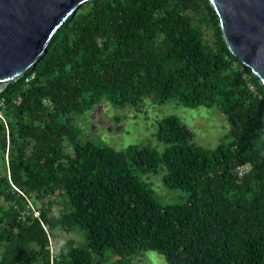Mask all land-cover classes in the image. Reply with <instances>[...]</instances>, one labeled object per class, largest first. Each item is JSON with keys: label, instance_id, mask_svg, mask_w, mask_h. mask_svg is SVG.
I'll use <instances>...</instances> for the list:
<instances>
[{"label": "trees", "instance_id": "trees-1", "mask_svg": "<svg viewBox=\"0 0 264 264\" xmlns=\"http://www.w3.org/2000/svg\"><path fill=\"white\" fill-rule=\"evenodd\" d=\"M105 97L218 106L232 140L203 147L169 115L164 152L117 150L74 124ZM0 99V264H145L149 250L168 264H264V85L210 0L87 1ZM163 166L186 202L162 204L139 174Z\"/></svg>", "mask_w": 264, "mask_h": 264}, {"label": "water", "instance_id": "water-1", "mask_svg": "<svg viewBox=\"0 0 264 264\" xmlns=\"http://www.w3.org/2000/svg\"><path fill=\"white\" fill-rule=\"evenodd\" d=\"M90 0H0V91L44 54L59 27ZM230 51L264 85V0H210Z\"/></svg>", "mask_w": 264, "mask_h": 264}, {"label": "rangeland", "instance_id": "rangeland-1", "mask_svg": "<svg viewBox=\"0 0 264 264\" xmlns=\"http://www.w3.org/2000/svg\"><path fill=\"white\" fill-rule=\"evenodd\" d=\"M176 115L188 125L195 134V142L206 148H214L232 140V122L218 106H187L172 98L165 103H157L146 97L139 106H115L108 98L83 114L75 116V125L82 130V137H89L117 150H126L130 145L148 144L161 153L167 143L158 139V121L165 116ZM166 168L157 173L139 172L141 177L150 182L154 194L162 204H178L189 199V192L184 189L169 188L164 182ZM72 236L79 242L85 238L81 233ZM145 264H168L165 255L149 250L142 256Z\"/></svg>", "mask_w": 264, "mask_h": 264}, {"label": "built area", "instance_id": "built-area-1", "mask_svg": "<svg viewBox=\"0 0 264 264\" xmlns=\"http://www.w3.org/2000/svg\"><path fill=\"white\" fill-rule=\"evenodd\" d=\"M5 99H0V117L4 120H6V117L4 115V112H3V108L5 106ZM250 169V165H242V166H239L238 167V172L240 175H243L245 174L248 170ZM35 216H40V212L38 210L35 209ZM51 249H52V252L54 253L55 252V246H54V241L51 240Z\"/></svg>", "mask_w": 264, "mask_h": 264}]
</instances>
